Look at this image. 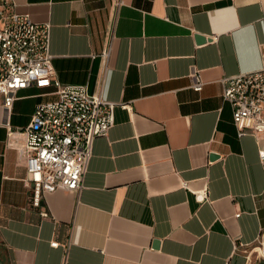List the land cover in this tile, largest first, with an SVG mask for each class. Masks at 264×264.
<instances>
[{
  "label": "crops",
  "instance_id": "crops-1",
  "mask_svg": "<svg viewBox=\"0 0 264 264\" xmlns=\"http://www.w3.org/2000/svg\"><path fill=\"white\" fill-rule=\"evenodd\" d=\"M9 3L51 24L61 84L117 105L79 190L34 206L0 97V264H264L253 258L264 236V138L238 137L223 100L224 78L262 66L264 0ZM55 91L20 90L11 127L27 126Z\"/></svg>",
  "mask_w": 264,
  "mask_h": 264
},
{
  "label": "built area",
  "instance_id": "built-area-1",
  "mask_svg": "<svg viewBox=\"0 0 264 264\" xmlns=\"http://www.w3.org/2000/svg\"><path fill=\"white\" fill-rule=\"evenodd\" d=\"M50 36V23L34 22L28 14L14 12L9 0H0V97L6 116V142L25 157L24 182L31 190L34 206L45 193L79 190L93 141L105 136L114 124L117 105L103 94H89L85 86L64 85L57 80ZM260 52L259 70L223 79V100L231 107L238 137L250 134L264 138V42ZM192 77V89L200 92L204 83L198 74ZM31 86H53L57 98L37 104L29 124L14 129L8 118L16 94ZM259 156L264 162V151ZM196 199L204 202L207 194H197ZM51 246L58 247L59 243L51 242Z\"/></svg>",
  "mask_w": 264,
  "mask_h": 264
},
{
  "label": "rangeland",
  "instance_id": "rangeland-1",
  "mask_svg": "<svg viewBox=\"0 0 264 264\" xmlns=\"http://www.w3.org/2000/svg\"><path fill=\"white\" fill-rule=\"evenodd\" d=\"M257 247H261V245L257 244V245L255 246V253H254L253 258H255V260H257V263H258V262H259L258 260L263 261V260H264V257H263V255H261L258 251H256ZM257 258H259V259H257ZM253 260H254V259H253Z\"/></svg>",
  "mask_w": 264,
  "mask_h": 264
},
{
  "label": "water",
  "instance_id": "water-1",
  "mask_svg": "<svg viewBox=\"0 0 264 264\" xmlns=\"http://www.w3.org/2000/svg\"><path fill=\"white\" fill-rule=\"evenodd\" d=\"M195 38H196L197 42H203L204 41V38L202 36H196ZM262 246H264V236L262 238Z\"/></svg>",
  "mask_w": 264,
  "mask_h": 264
},
{
  "label": "bare ground",
  "instance_id": "bare-ground-1",
  "mask_svg": "<svg viewBox=\"0 0 264 264\" xmlns=\"http://www.w3.org/2000/svg\"><path fill=\"white\" fill-rule=\"evenodd\" d=\"M258 252L264 256V246L258 249Z\"/></svg>",
  "mask_w": 264,
  "mask_h": 264
}]
</instances>
